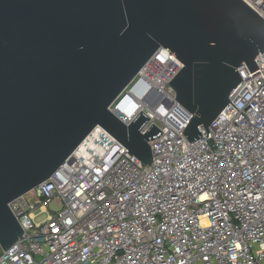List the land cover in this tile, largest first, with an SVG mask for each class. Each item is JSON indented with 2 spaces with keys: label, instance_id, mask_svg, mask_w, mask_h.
Returning a JSON list of instances; mask_svg holds the SVG:
<instances>
[{
  "label": "built area",
  "instance_id": "built-area-1",
  "mask_svg": "<svg viewBox=\"0 0 264 264\" xmlns=\"http://www.w3.org/2000/svg\"><path fill=\"white\" fill-rule=\"evenodd\" d=\"M264 19V0H242ZM202 138L165 88L184 67L161 49L111 105L163 134L144 165L97 126L48 180L9 208L25 233L0 264H264V52ZM42 223L39 212L49 213Z\"/></svg>",
  "mask_w": 264,
  "mask_h": 264
},
{
  "label": "water",
  "instance_id": "water-1",
  "mask_svg": "<svg viewBox=\"0 0 264 264\" xmlns=\"http://www.w3.org/2000/svg\"><path fill=\"white\" fill-rule=\"evenodd\" d=\"M161 49L184 65L165 90L202 138L257 70L264 19L242 0H0V247L24 236L9 208L50 179L100 126L144 165L163 132L143 112L127 126L111 110ZM148 167V166H147Z\"/></svg>",
  "mask_w": 264,
  "mask_h": 264
},
{
  "label": "rangeland",
  "instance_id": "rangeland-1",
  "mask_svg": "<svg viewBox=\"0 0 264 264\" xmlns=\"http://www.w3.org/2000/svg\"><path fill=\"white\" fill-rule=\"evenodd\" d=\"M61 208H60V205H57L55 203H53L51 206H50V209H49V213H43V212H39L38 215L36 216V223H42L46 220V218L49 216V214H52L53 212L55 211H59Z\"/></svg>",
  "mask_w": 264,
  "mask_h": 264
},
{
  "label": "clouds",
  "instance_id": "clouds-1",
  "mask_svg": "<svg viewBox=\"0 0 264 264\" xmlns=\"http://www.w3.org/2000/svg\"><path fill=\"white\" fill-rule=\"evenodd\" d=\"M118 117V116H117ZM119 118V117H118Z\"/></svg>",
  "mask_w": 264,
  "mask_h": 264
}]
</instances>
